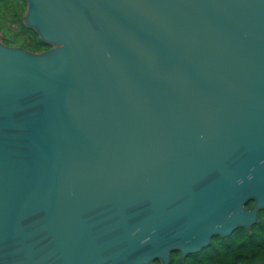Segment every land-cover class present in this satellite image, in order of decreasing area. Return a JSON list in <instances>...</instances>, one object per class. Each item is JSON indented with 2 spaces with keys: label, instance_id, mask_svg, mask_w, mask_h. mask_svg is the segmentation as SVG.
<instances>
[{
  "label": "water",
  "instance_id": "obj_1",
  "mask_svg": "<svg viewBox=\"0 0 264 264\" xmlns=\"http://www.w3.org/2000/svg\"><path fill=\"white\" fill-rule=\"evenodd\" d=\"M23 22L49 47L0 41V264H165L256 220L264 0H25Z\"/></svg>",
  "mask_w": 264,
  "mask_h": 264
},
{
  "label": "trees",
  "instance_id": "obj_2",
  "mask_svg": "<svg viewBox=\"0 0 264 264\" xmlns=\"http://www.w3.org/2000/svg\"><path fill=\"white\" fill-rule=\"evenodd\" d=\"M5 5H9L12 19L17 21L19 26L18 35H13L14 43L31 51H40L49 47L31 26L26 25L19 18L25 7V0H0V16L1 9ZM252 201V199L247 200L245 205L250 206ZM263 259L264 206L258 209L256 220L248 228L238 225L226 235L213 234L208 244L182 257L178 249H172L165 264H250ZM146 264L162 263L158 258H153Z\"/></svg>",
  "mask_w": 264,
  "mask_h": 264
},
{
  "label": "rangeland",
  "instance_id": "obj_3",
  "mask_svg": "<svg viewBox=\"0 0 264 264\" xmlns=\"http://www.w3.org/2000/svg\"><path fill=\"white\" fill-rule=\"evenodd\" d=\"M14 4V3H13ZM17 6V5H16ZM18 7V6H17ZM24 9H22L21 14L19 15V18L23 21L24 16ZM13 15L11 14V9L9 5H5L1 9V16H0V25L5 29V38L9 40L10 43L13 42V35L16 36V32L18 29V22L12 19ZM16 39V37H15Z\"/></svg>",
  "mask_w": 264,
  "mask_h": 264
},
{
  "label": "flooded vegetation",
  "instance_id": "obj_4",
  "mask_svg": "<svg viewBox=\"0 0 264 264\" xmlns=\"http://www.w3.org/2000/svg\"><path fill=\"white\" fill-rule=\"evenodd\" d=\"M18 30L19 29H17V32H16L17 35H18ZM4 32H5V29L0 25V41L2 43L7 44V45H17V46H19L17 43H10L9 40L5 38Z\"/></svg>",
  "mask_w": 264,
  "mask_h": 264
}]
</instances>
